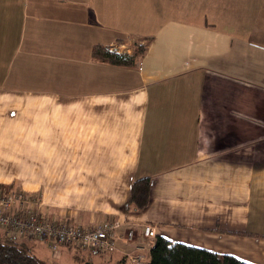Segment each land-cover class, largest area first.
I'll return each instance as SVG.
<instances>
[{
    "label": "crops",
    "instance_id": "0c3cea01",
    "mask_svg": "<svg viewBox=\"0 0 264 264\" xmlns=\"http://www.w3.org/2000/svg\"><path fill=\"white\" fill-rule=\"evenodd\" d=\"M136 44L132 65L102 58ZM31 139L37 168L15 158ZM24 170L48 217L123 223L114 252L63 246L64 264L149 263L145 223L264 264V0H0V179Z\"/></svg>",
    "mask_w": 264,
    "mask_h": 264
},
{
    "label": "built area",
    "instance_id": "2783aa9c",
    "mask_svg": "<svg viewBox=\"0 0 264 264\" xmlns=\"http://www.w3.org/2000/svg\"><path fill=\"white\" fill-rule=\"evenodd\" d=\"M31 198L24 191L7 192L0 187V227L8 234L44 241L54 253L59 251L61 245L95 253H109L117 249V230L123 225L122 222L109 218L88 227L74 225L48 217L31 205ZM126 234L128 240H133L136 236L135 227H128ZM143 235L148 238V244H154L155 227L145 223ZM132 260L136 264H146L143 258L132 257Z\"/></svg>",
    "mask_w": 264,
    "mask_h": 264
},
{
    "label": "trees",
    "instance_id": "16d2710c",
    "mask_svg": "<svg viewBox=\"0 0 264 264\" xmlns=\"http://www.w3.org/2000/svg\"><path fill=\"white\" fill-rule=\"evenodd\" d=\"M104 60L114 64L132 65L138 54L146 47L143 44H136L132 54L120 53L111 47H103ZM100 53L98 48L95 50ZM150 181L148 178L137 180L131 191V203L133 209H143L149 202ZM33 240L16 237L8 234L3 227H0V264H47L48 262L38 256ZM40 241V240H38ZM46 243L44 241H41ZM47 244V243H46ZM73 247L61 245L63 247ZM75 248V247H73ZM50 251H52L49 248ZM53 252V251H52ZM54 253V252H53ZM85 264H93L85 261ZM125 264V263H117ZM148 264H252L235 255L219 253L208 249L200 248L185 243L172 242L169 239L158 236L150 251Z\"/></svg>",
    "mask_w": 264,
    "mask_h": 264
},
{
    "label": "rangeland",
    "instance_id": "374dc122",
    "mask_svg": "<svg viewBox=\"0 0 264 264\" xmlns=\"http://www.w3.org/2000/svg\"><path fill=\"white\" fill-rule=\"evenodd\" d=\"M144 44H148V41H144ZM19 127H15L14 131H18ZM22 131H29V132H36V127L34 128H28L27 126H22L21 127ZM35 143V146H32L30 149V153L26 154V150L24 149L22 152H20L18 155L15 156L16 159L23 161L24 164L28 163V165H23V167H32V168H37L36 164V142L35 139H31V143ZM3 179H0V187L7 192H22L27 193L28 195H31V199H29V202L31 203L32 206L35 208L39 209L42 211L45 215H48V208L49 206L46 204L45 200V192L44 189L41 188L39 189V172L37 170H24V171H12V172H5L3 174ZM13 176V181L14 182H9L8 179ZM32 191H29V190ZM38 190V192H35ZM34 191V192H33ZM67 198V201H69V198ZM47 211V213H46ZM157 234V231H156ZM35 246L37 245V250L38 253L40 254L41 257H45L49 260L48 264H64L68 263V261L62 259V256L60 257V252L59 253H53L52 251L48 250L47 248L44 247L43 243L38 242V240H33L32 241ZM46 249V250H45ZM148 264V263H146Z\"/></svg>",
    "mask_w": 264,
    "mask_h": 264
},
{
    "label": "flooded vegetation",
    "instance_id": "af4514ba",
    "mask_svg": "<svg viewBox=\"0 0 264 264\" xmlns=\"http://www.w3.org/2000/svg\"><path fill=\"white\" fill-rule=\"evenodd\" d=\"M114 252V251H113Z\"/></svg>",
    "mask_w": 264,
    "mask_h": 264
}]
</instances>
